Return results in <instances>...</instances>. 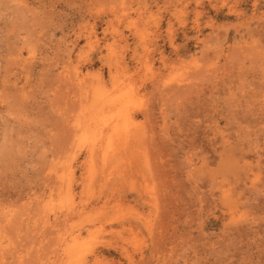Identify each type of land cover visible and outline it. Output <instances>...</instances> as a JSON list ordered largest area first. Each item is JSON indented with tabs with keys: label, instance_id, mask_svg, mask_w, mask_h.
I'll use <instances>...</instances> for the list:
<instances>
[{
	"label": "rangeland",
	"instance_id": "obj_1",
	"mask_svg": "<svg viewBox=\"0 0 264 264\" xmlns=\"http://www.w3.org/2000/svg\"><path fill=\"white\" fill-rule=\"evenodd\" d=\"M0 264H264V0H0Z\"/></svg>",
	"mask_w": 264,
	"mask_h": 264
},
{
	"label": "bare ground",
	"instance_id": "obj_2",
	"mask_svg": "<svg viewBox=\"0 0 264 264\" xmlns=\"http://www.w3.org/2000/svg\"><path fill=\"white\" fill-rule=\"evenodd\" d=\"M52 166H54V165H52ZM51 167V166H50ZM73 208V207H72ZM67 216V215H66ZM70 218V217H69ZM67 219V218H66ZM59 220V219H58ZM68 221V220H67ZM66 223V222H65ZM59 249V248H58Z\"/></svg>",
	"mask_w": 264,
	"mask_h": 264
}]
</instances>
